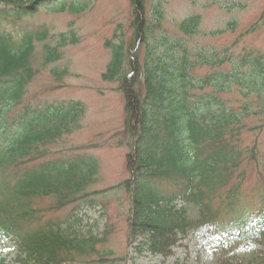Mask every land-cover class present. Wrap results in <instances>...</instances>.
I'll return each instance as SVG.
<instances>
[{
  "label": "trees",
  "instance_id": "obj_1",
  "mask_svg": "<svg viewBox=\"0 0 264 264\" xmlns=\"http://www.w3.org/2000/svg\"><path fill=\"white\" fill-rule=\"evenodd\" d=\"M59 2L54 12L79 14L87 6L75 0H0V237L16 245V262L129 264L145 256L167 258L182 239L207 227L221 237L212 264H264V160L257 143L244 148L241 138L250 115H264V54L248 51L235 61L233 54L219 56L211 49L207 58L189 47L201 32L200 15L176 23L173 37L167 30L158 34L164 10L158 5L150 19L146 0H131L130 37L117 29L107 41L111 58L101 76L117 83L124 99L128 178L104 191L123 187L128 195L127 253L99 251L105 237L80 235L76 214L63 220L37 214L38 199L52 198L50 209L60 210L98 193L87 191L96 181L97 162L36 163L80 130L86 115L81 101L25 103L37 74L80 41L71 25L58 34L47 25L20 26ZM225 64L231 72L199 78L194 73L198 65ZM245 67L248 72H241ZM50 72L58 82L68 74L66 68ZM209 85L215 88L211 94L191 93ZM233 91L244 97L238 107L216 95ZM251 95L257 98L255 111ZM92 255L97 257L89 259ZM0 264L8 263L0 257Z\"/></svg>",
  "mask_w": 264,
  "mask_h": 264
},
{
  "label": "rangeland",
  "instance_id": "obj_2",
  "mask_svg": "<svg viewBox=\"0 0 264 264\" xmlns=\"http://www.w3.org/2000/svg\"><path fill=\"white\" fill-rule=\"evenodd\" d=\"M79 1L89 2L87 10L79 15L54 13V9L61 5L60 2L50 6L52 14L45 12L44 7L38 15L20 23V26H28L29 22L34 25L45 24L57 34L69 31L71 25L80 40L78 44L67 46L63 59L54 65L57 68L68 67L70 75L62 82H57L50 74V67L43 69L30 85L25 103L40 105L43 101L51 103L75 99L84 102L87 113L82 128L52 145L51 153L44 160L75 158V163L97 162L100 165L97 182L87 189L94 192L116 186L128 178L125 157L130 147L127 143L128 136L124 132L123 97L117 83L104 81L101 76L110 59L106 41L113 37L117 29L119 34L124 32L126 39H129L132 4L131 0ZM158 5L162 6L165 19L163 29L156 30L158 34L167 30L170 37H173L178 21L193 13L202 16V32L190 40L189 47L203 51L207 58H210L211 49H215L219 56L223 55L224 51L233 54L235 61L238 60L237 56L248 51L264 54V0H146L150 19H153ZM257 21L255 29L243 36ZM230 24H235L234 31L229 27ZM219 30L224 32L210 34ZM231 63L233 65V61ZM215 70L217 75L232 71L231 65L226 64L220 69L198 65L194 73L199 78ZM248 70L245 67L241 72ZM214 90L215 88L209 85L203 90L196 89L191 93L211 94ZM216 95L226 101L227 105L234 107L240 106L244 99L237 91ZM250 99L247 100L254 103L255 111L257 98L251 95ZM246 123L249 128L242 132L243 147H252L257 143L261 153L260 160L263 161L264 115L252 114ZM258 171L249 173L250 185L255 183ZM53 205L52 198L38 199L35 204L37 214H42L45 219L61 220L76 214L78 219H81L76 223L80 235L105 237V242L97 244L99 251H111L114 257L125 256L129 198L123 187L89 195L87 199L60 210H51ZM217 240V236L210 235L208 230L203 228L177 244L173 256L166 259L161 256L142 257L137 258L134 263L130 260L129 264H211V247ZM16 254V245L0 237V257H4L8 264H18ZM96 257L92 255L89 259Z\"/></svg>",
  "mask_w": 264,
  "mask_h": 264
}]
</instances>
